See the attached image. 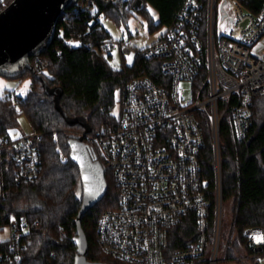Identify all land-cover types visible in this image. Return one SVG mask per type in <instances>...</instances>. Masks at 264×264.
Segmentation results:
<instances>
[{"label": "built area", "instance_id": "obj_1", "mask_svg": "<svg viewBox=\"0 0 264 264\" xmlns=\"http://www.w3.org/2000/svg\"><path fill=\"white\" fill-rule=\"evenodd\" d=\"M13 0H0V13ZM241 0H187L175 22L142 48L119 44L121 56L157 61L160 81L137 77L117 91L115 121L91 132L71 133L96 150L117 187V207L101 214L96 240L101 251L124 264H216L222 218L219 124L229 109L234 137L245 138L252 101L264 95V9H245ZM10 2V3H11ZM113 44H102L111 55ZM181 83L190 84L185 98ZM16 104H14L15 106ZM203 119L214 147V187L204 178ZM39 135L0 138L1 171L13 166L17 184L38 179ZM63 160V158H62ZM193 218L195 241L169 250L171 230ZM8 252L18 258L25 222L9 218ZM2 230V231H3ZM264 229L247 230V244L264 247ZM20 249V250H21Z\"/></svg>", "mask_w": 264, "mask_h": 264}, {"label": "trees", "instance_id": "obj_2", "mask_svg": "<svg viewBox=\"0 0 264 264\" xmlns=\"http://www.w3.org/2000/svg\"><path fill=\"white\" fill-rule=\"evenodd\" d=\"M187 0H76L59 17L55 35L48 48L29 58L35 75L23 66H15L7 79L30 78V88L21 98L0 97V138L10 137L17 118L24 115L39 135L37 147L42 168L37 180L17 184L13 166L2 170L0 186V230L14 216L27 224L18 258L0 259V264H73L76 248L75 219L82 202L80 174L69 159L70 129L91 132L115 121L116 93L137 77L160 81L158 62L134 55L131 64L112 69L101 46L110 42L103 20L127 23L134 14L148 19L149 32L172 25ZM11 2V1H10ZM10 2L7 3L10 4ZM253 14L264 9V0H241ZM157 16L153 23L149 11ZM58 106H55V103ZM14 104H16L14 106ZM251 125L241 141L234 137L230 123L231 109L219 124L221 164V200L230 203L231 220L223 238L224 256L234 260V252L243 248L248 255L258 253L247 242L245 231L264 229V95L251 105ZM205 148L200 163L204 178L214 187V147L209 122L203 119ZM91 157L104 169L106 193L82 217L86 236L87 261L98 264H124L103 254L96 240V228L102 213L117 207L118 191L112 174L93 148ZM63 158V160H62ZM195 222L188 218L174 227L169 236V250L185 249L195 241ZM10 241L0 244V254L8 252ZM21 249V250H20ZM264 253L261 247L260 253ZM216 264H220L218 261Z\"/></svg>", "mask_w": 264, "mask_h": 264}, {"label": "water", "instance_id": "obj_3", "mask_svg": "<svg viewBox=\"0 0 264 264\" xmlns=\"http://www.w3.org/2000/svg\"><path fill=\"white\" fill-rule=\"evenodd\" d=\"M76 0H13L0 13V74L15 66H23L35 75L29 58L44 52L55 35L60 15ZM39 79L38 75H35ZM58 106V103H55ZM69 159L80 174L81 205L75 219V235L71 243L76 248L73 264H98L86 259L88 245L81 227L83 215L106 193L104 169L91 157L81 139L68 141Z\"/></svg>", "mask_w": 264, "mask_h": 264}, {"label": "rangeland", "instance_id": "obj_4", "mask_svg": "<svg viewBox=\"0 0 264 264\" xmlns=\"http://www.w3.org/2000/svg\"><path fill=\"white\" fill-rule=\"evenodd\" d=\"M149 16L152 17L153 23H157V16L155 12L151 9L149 11ZM102 25L105 28L106 32L110 35V42L113 44V50L107 59L108 65L112 69H118L119 66L122 64L121 61V53L119 51V44L125 43L131 48L135 49H142L152 42H154L162 29H156L153 32H149L148 28V19L143 17L140 14H134L132 18L127 23L120 22L116 24L110 20H103ZM260 54H264L262 51ZM133 56H131V60L129 58H124L125 63L131 64ZM4 81L3 88L0 87V97L11 96L13 98H21L25 96L27 91L30 88L31 82L30 78L24 77L20 80H11L7 79L3 76H0V82ZM180 89L184 90L185 98H190V84L189 83H181ZM117 93H116V100H117ZM114 116L118 114V104L113 109ZM31 124L29 123L28 119L24 115H19L17 118V127L13 130H10L9 136L11 138H18L22 135H28L32 132ZM68 132L70 133H78L79 130H72L70 129ZM231 205L230 203L222 204V218H221V237L219 239L220 245L218 249V258L224 256L223 250V238L229 232V222L231 220ZM10 237V232L7 229L3 231L0 230V240L4 241ZM246 252V251H244ZM243 250L240 249L239 254H242ZM259 261L264 262V257L259 258Z\"/></svg>", "mask_w": 264, "mask_h": 264}, {"label": "crops", "instance_id": "obj_5", "mask_svg": "<svg viewBox=\"0 0 264 264\" xmlns=\"http://www.w3.org/2000/svg\"><path fill=\"white\" fill-rule=\"evenodd\" d=\"M4 81L0 82V87L3 88L4 86ZM11 138V137H10ZM12 139H15V138H12ZM221 227V225H220ZM229 228H230V222H229ZM250 230V229H248ZM220 232H221V228H220ZM247 230L245 231V234H246ZM220 237H221V233H220ZM219 237V239H220ZM248 239V237H247ZM220 242L219 241V245H220ZM224 242V241H223ZM224 244H223V250H224ZM243 250V253L242 254H239V251ZM238 251L234 252V257L235 259L234 260H227L225 259V256L221 257V258H218L217 261L220 263V264H264V262H261L259 261V258L261 257H264V253H260V249H256V250H259L258 253H253L251 255H248L246 252H244L245 250L243 248H240ZM255 250V251H256Z\"/></svg>", "mask_w": 264, "mask_h": 264}, {"label": "snow or ice", "instance_id": "obj_6", "mask_svg": "<svg viewBox=\"0 0 264 264\" xmlns=\"http://www.w3.org/2000/svg\"><path fill=\"white\" fill-rule=\"evenodd\" d=\"M129 60H131V57H129ZM256 239L259 240H264V236H260L259 234H257Z\"/></svg>", "mask_w": 264, "mask_h": 264}]
</instances>
